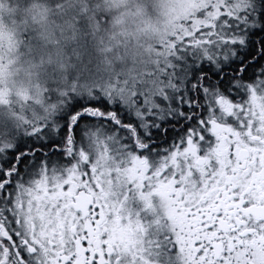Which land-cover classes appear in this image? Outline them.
Masks as SVG:
<instances>
[{
    "label": "snow or ice",
    "instance_id": "1",
    "mask_svg": "<svg viewBox=\"0 0 264 264\" xmlns=\"http://www.w3.org/2000/svg\"><path fill=\"white\" fill-rule=\"evenodd\" d=\"M0 264H264V0H0Z\"/></svg>",
    "mask_w": 264,
    "mask_h": 264
}]
</instances>
